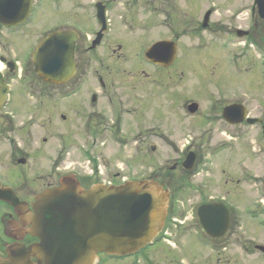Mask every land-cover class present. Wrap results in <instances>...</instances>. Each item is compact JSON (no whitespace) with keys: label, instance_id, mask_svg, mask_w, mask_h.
<instances>
[{"label":"rangeland","instance_id":"rangeland-1","mask_svg":"<svg viewBox=\"0 0 264 264\" xmlns=\"http://www.w3.org/2000/svg\"><path fill=\"white\" fill-rule=\"evenodd\" d=\"M93 1L96 0H63L57 6L56 0H38L40 5L35 19L42 24L31 32V40L37 38L40 28L52 30L59 24L71 25L79 33H90V27L94 26ZM124 1L114 3L112 7L117 9L109 14L114 25L123 23L125 19L128 22L125 30L129 33H124L127 59L122 67L131 72L140 69L149 71L138 52L155 39L168 36V29L160 26L162 22L166 23L165 16H151L144 11L143 15L133 17L123 11L126 6L121 2ZM156 1H159L160 7L169 8L174 13L169 23L175 32H187L179 39L180 52L175 71L170 77L160 71L157 78V108L164 114L159 129L165 133L167 140L139 144L135 139L137 129L131 131L128 125L127 130L120 134L126 137L127 143L117 145L108 141L105 144L101 163L98 162L103 172L99 179L109 180L116 171H122V180L139 178L155 169L154 177L167 188L168 223L162 232L173 235L175 239L150 250L154 251L152 264H184L188 263L186 259H191L192 264H200L207 259V251L204 253L202 244L207 237L196 215L197 208L206 202H222L228 208L231 219L228 232L238 233L245 239L247 247L264 246V136L259 125H245L238 132L239 138L234 140L233 129L222 124L217 112L225 102L238 100L247 107L251 117L264 120V62H261L264 59V32L256 29L257 43L249 45V42L244 43V37L239 38L230 30L233 22L230 19L236 13L237 26L245 28L249 24L246 17L253 0ZM208 9L213 10L212 21L220 23L216 30L201 27L203 14ZM147 19L160 23L159 27L148 31L141 28L147 24ZM112 67L108 71H114ZM52 92L54 95L48 97L46 106L40 111L18 110L14 113L15 137L13 142L7 143L13 148L16 158L23 155L18 144L21 143L27 151L31 143L30 158L38 160L44 171L51 172L56 165L55 172L74 171L83 175L82 167L89 164L87 146L77 142L64 152L60 150L57 133L61 125L59 115L72 112L67 101H60V91ZM173 92L181 98L171 99ZM185 93H189L201 109V116L191 121L184 119L180 112ZM173 112L176 119L169 116ZM27 128L31 129L28 137L23 134L27 133ZM137 128L140 130V125ZM64 130L71 131V127ZM18 137L23 141H19ZM44 139L45 142L42 141ZM7 143L0 140V154L7 149ZM151 146L155 147L154 153L149 149ZM188 147L196 154L191 171L184 170L180 165ZM60 164L64 168H60ZM0 170L13 180L27 174V166H11L1 155ZM174 241L178 242L179 250H169L173 248L170 244ZM228 247L236 248L235 245ZM184 253L186 259H181ZM254 253L253 259L245 264H264V254ZM171 258L176 262L170 263Z\"/></svg>","mask_w":264,"mask_h":264},{"label":"flooded vegetation","instance_id":"flooded-vegetation-1","mask_svg":"<svg viewBox=\"0 0 264 264\" xmlns=\"http://www.w3.org/2000/svg\"><path fill=\"white\" fill-rule=\"evenodd\" d=\"M139 1L140 6L137 5ZM56 2L57 6H60L63 0H56ZM97 2H100L104 8L106 27L102 29L99 40L96 42L101 30L95 18V4ZM116 2L118 3L119 0L93 1L92 19L94 26L90 27V33L87 31L79 33L71 25L59 24L52 30L40 28L37 38L32 41L31 32L36 31L34 28L41 23L35 19L36 9L40 5L38 0H33L26 18L21 23L15 25L0 23V71L3 82L7 85V90L2 92L3 96L0 99V140L6 143L13 142L15 137V112L27 110L36 113V111H40L46 106L48 97L54 95L52 91H60V101H67V105L72 112V114L68 115H59L61 125L57 133L60 150L64 152L67 147L72 144V147H74L79 142L83 146H87L86 151L90 155L87 160L89 161L92 175H77L76 173L82 190H87L93 184L117 186L130 180L147 179L159 182L154 177L155 169H152L150 174L141 175L139 178H124L122 180V171H116L109 180L105 178L99 179V175H102L103 172L98 162L101 163L102 151L106 148L105 144L108 141H113L117 145L127 143L126 137L120 134L127 130L128 125L131 131L137 129L135 139L139 144L159 143L167 140L165 133L159 129V122L163 119L164 114H161L157 108L159 96L156 91L157 78L160 71L169 77L175 71L176 62L179 60V39L185 35L186 31L175 32L171 22L169 23L174 13L169 8L160 7L159 1L142 0L141 2V0H135V3L132 0H125L121 2L122 5L126 6L123 7V11L133 17L137 14L139 16L143 15L144 11L151 16H154V14H163L165 16L166 23L163 24L162 22L160 25V23L157 24L147 19V24H143L141 28H145L148 31L150 28L152 30L155 26L158 28L160 25L168 29L167 37L155 39L138 52V56H142V61L147 65L149 71L145 69L134 72L127 71L122 67V64H125L127 59V47L124 41V33H129L125 30L128 23L127 19L123 20V23L114 25L111 23V18H109L111 11H116L117 9L112 7ZM212 16L213 10L208 9L204 12L201 23L203 29L213 27L216 30L217 27H220V23L212 21ZM237 17L238 13L230 19V21H233L230 25L231 32L237 37H244V43L249 42V45L257 43L255 41L257 30L264 32V17H260L256 1H252V6L246 17L249 24L245 25V28L237 26ZM130 27H133V25ZM69 30L77 34V40L74 45L75 73L66 82L55 84L41 78L37 74L36 66L32 62V51L47 34L53 31L65 32ZM241 32H245V34ZM160 41H169L173 45L171 47L175 46V57L168 65L161 64V62H153L146 57V52L151 45ZM111 65H114V67ZM110 67L114 71H108ZM177 97L181 98L179 94L173 92L171 99ZM194 100L189 93L183 94L180 112L183 114V118L189 121L192 118L201 116L199 103L197 102V104ZM193 102L196 103L197 107L195 111L191 112L189 105ZM232 104L243 105L247 118H250L251 114L247 107L238 100L225 102L217 111L219 120L226 127L233 129L232 138L237 140L240 128L246 127L245 125L248 124L246 120L234 125L224 121L223 110L226 106ZM174 109H176L175 106ZM213 115L215 118V114ZM169 116L173 117L175 113L173 112ZM263 122L264 120H261L260 124L255 125L260 126L261 134L264 136ZM138 125H140V130L137 128ZM144 126L145 130L143 129ZM66 127L67 129L71 127V131H65ZM16 132L18 131L16 130ZM30 133L31 129L27 128V133L23 134L28 137ZM17 139L23 141L22 138L18 137ZM42 141L45 142V139ZM30 145L31 143L28 144L27 151L23 149L22 145L23 155L17 158L13 148L11 149L8 143L5 152L0 154L11 166H27V174H22L16 180H13V177L7 178L0 170V259H9L13 264H27V260L29 264H47L46 256L36 248L41 243V240L33 234V223L29 218L33 214L32 205L35 197L46 190L57 187L64 175L58 168V171L55 172L56 165L53 171H44L38 160L33 161L30 158ZM149 149H151V153L156 151L154 146ZM187 150L188 153H194L193 150H190V147ZM119 154L122 155V152L120 151ZM182 162H180V165ZM174 166L176 167V165ZM59 167L62 168V164ZM118 179L119 181H117ZM11 195L15 196L25 206L28 216L23 214L24 212L19 214L9 202L8 197ZM230 225L231 219L229 215L228 227L223 236L212 238L203 232L207 237L202 243L204 253L207 251V259L200 264H245L249 259H253L255 251L259 253L256 245L253 248L247 247L245 239L240 237L238 233L228 232ZM165 233L161 232L151 244L132 255H107L99 252L95 264L103 262L104 264H113V262L114 264H152L154 259L152 252L154 251L150 250L160 244L164 245L174 238L173 235L168 236ZM170 245L173 248L169 250L178 249V242L174 241ZM231 245H235L236 248L228 247ZM182 257L184 258L181 259H186V254L184 253ZM186 260H188V263L185 262L184 264H192L191 259ZM173 262L176 261L171 258L170 263Z\"/></svg>","mask_w":264,"mask_h":264},{"label":"water","instance_id":"water-1","mask_svg":"<svg viewBox=\"0 0 264 264\" xmlns=\"http://www.w3.org/2000/svg\"><path fill=\"white\" fill-rule=\"evenodd\" d=\"M33 0H0V23L15 25L27 16ZM259 14L264 17V0H256ZM98 22L105 28L103 7L97 6ZM99 35L96 42L99 40ZM74 31H55L46 35L34 48L32 61L37 74L52 83L66 82L75 73ZM163 41L152 45L146 57L168 65L175 57V47ZM7 90L0 73V99ZM196 104L189 110L195 111ZM224 119L242 122L245 110L231 105L223 110ZM258 123V119H248ZM195 155L189 153L182 163L193 168ZM174 168V167H172ZM16 207L17 201L10 198ZM168 192L156 181H127L122 185H93L83 191L74 175L63 176L59 185L35 197L30 216L34 235L41 243L37 249L46 256L47 264H94L96 254L129 255L143 248L160 232L167 210ZM197 216L203 230L213 238L221 237L229 214L222 203L202 204ZM264 252V247L257 246ZM0 264H13L0 261ZM27 264L28 260H27Z\"/></svg>","mask_w":264,"mask_h":264}]
</instances>
